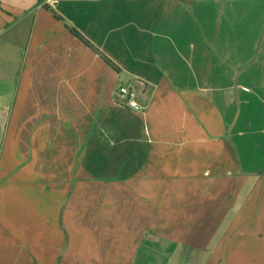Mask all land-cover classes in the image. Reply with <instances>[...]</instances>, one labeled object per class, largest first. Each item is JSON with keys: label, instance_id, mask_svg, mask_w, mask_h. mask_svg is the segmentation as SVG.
<instances>
[{"label": "crops", "instance_id": "obj_1", "mask_svg": "<svg viewBox=\"0 0 264 264\" xmlns=\"http://www.w3.org/2000/svg\"><path fill=\"white\" fill-rule=\"evenodd\" d=\"M0 264H264V0H0Z\"/></svg>", "mask_w": 264, "mask_h": 264}, {"label": "built area", "instance_id": "obj_2", "mask_svg": "<svg viewBox=\"0 0 264 264\" xmlns=\"http://www.w3.org/2000/svg\"><path fill=\"white\" fill-rule=\"evenodd\" d=\"M116 98L129 109H138L139 105L134 99V93L128 86L120 85L116 91Z\"/></svg>", "mask_w": 264, "mask_h": 264}, {"label": "trees", "instance_id": "obj_3", "mask_svg": "<svg viewBox=\"0 0 264 264\" xmlns=\"http://www.w3.org/2000/svg\"><path fill=\"white\" fill-rule=\"evenodd\" d=\"M70 31L73 35H75L82 43H84L89 48H92L94 51L98 52V54L102 57L104 61H106L110 66L116 67V65L104 54L99 52L79 31H77L75 28H70Z\"/></svg>", "mask_w": 264, "mask_h": 264}]
</instances>
